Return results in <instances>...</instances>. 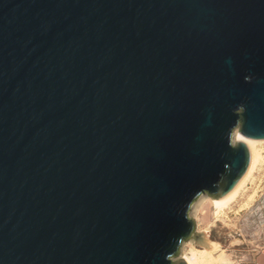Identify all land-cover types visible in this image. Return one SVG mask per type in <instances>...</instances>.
Here are the masks:
<instances>
[{
    "label": "water",
    "instance_id": "95a60500",
    "mask_svg": "<svg viewBox=\"0 0 264 264\" xmlns=\"http://www.w3.org/2000/svg\"><path fill=\"white\" fill-rule=\"evenodd\" d=\"M237 132L264 140V0H0V264H189Z\"/></svg>",
    "mask_w": 264,
    "mask_h": 264
},
{
    "label": "rangeland",
    "instance_id": "374dc122",
    "mask_svg": "<svg viewBox=\"0 0 264 264\" xmlns=\"http://www.w3.org/2000/svg\"><path fill=\"white\" fill-rule=\"evenodd\" d=\"M211 198L204 194L193 204L190 216L204 238L193 236L183 244L181 254L192 246L205 249L212 241L220 245L216 255L224 250L229 259L222 264H253L255 256L264 251V165L223 213H215Z\"/></svg>",
    "mask_w": 264,
    "mask_h": 264
},
{
    "label": "bare ground",
    "instance_id": "6f19581e",
    "mask_svg": "<svg viewBox=\"0 0 264 264\" xmlns=\"http://www.w3.org/2000/svg\"><path fill=\"white\" fill-rule=\"evenodd\" d=\"M236 139L244 140L249 145L252 153L251 162L242 179L230 193L221 199L211 198L216 214L223 213L226 208L238 199L248 182L254 178L258 168L264 165V140L246 138L239 132H237ZM207 246L205 249L192 246L188 249V253L184 257L189 264H222L229 260L224 250L216 255L215 252L220 248L218 243L210 241L207 243Z\"/></svg>",
    "mask_w": 264,
    "mask_h": 264
},
{
    "label": "crops",
    "instance_id": "0c3cea01",
    "mask_svg": "<svg viewBox=\"0 0 264 264\" xmlns=\"http://www.w3.org/2000/svg\"><path fill=\"white\" fill-rule=\"evenodd\" d=\"M253 264H264V251L255 256Z\"/></svg>",
    "mask_w": 264,
    "mask_h": 264
}]
</instances>
